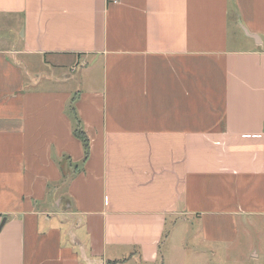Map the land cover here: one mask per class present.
Here are the masks:
<instances>
[{"label": "crops", "instance_id": "1", "mask_svg": "<svg viewBox=\"0 0 264 264\" xmlns=\"http://www.w3.org/2000/svg\"><path fill=\"white\" fill-rule=\"evenodd\" d=\"M3 219L0 264H264V0H0Z\"/></svg>", "mask_w": 264, "mask_h": 264}, {"label": "rangeland", "instance_id": "2", "mask_svg": "<svg viewBox=\"0 0 264 264\" xmlns=\"http://www.w3.org/2000/svg\"><path fill=\"white\" fill-rule=\"evenodd\" d=\"M232 33V32H231ZM176 239L174 238V237H170L169 238V241H168V246H166V247H163L162 248V251L163 252H167V250L169 249V247L171 246V245H174V244H178L179 242L177 241H175ZM249 254L248 253H244V255L243 256H248ZM240 257V255L239 254H233V255H231L229 258H230V260L229 261H227V264H233L232 263V261L231 260H233V259H238ZM261 263V262H260ZM259 262H256V263H253V264H260Z\"/></svg>", "mask_w": 264, "mask_h": 264}, {"label": "trees", "instance_id": "3", "mask_svg": "<svg viewBox=\"0 0 264 264\" xmlns=\"http://www.w3.org/2000/svg\"><path fill=\"white\" fill-rule=\"evenodd\" d=\"M74 135L76 138H78L80 140V142L82 143L84 149H85V153L87 151V139L86 136L84 135V133L77 128V130L74 131Z\"/></svg>", "mask_w": 264, "mask_h": 264}, {"label": "water", "instance_id": "4", "mask_svg": "<svg viewBox=\"0 0 264 264\" xmlns=\"http://www.w3.org/2000/svg\"><path fill=\"white\" fill-rule=\"evenodd\" d=\"M4 222H5V220L3 219V221H2V223L0 225V229H1L2 225L4 224Z\"/></svg>", "mask_w": 264, "mask_h": 264}, {"label": "built area", "instance_id": "5", "mask_svg": "<svg viewBox=\"0 0 264 264\" xmlns=\"http://www.w3.org/2000/svg\"><path fill=\"white\" fill-rule=\"evenodd\" d=\"M108 1H111V2H117L118 0H108Z\"/></svg>", "mask_w": 264, "mask_h": 264}]
</instances>
